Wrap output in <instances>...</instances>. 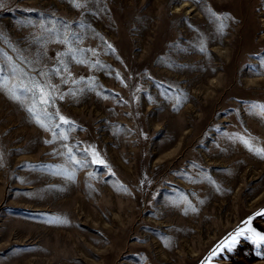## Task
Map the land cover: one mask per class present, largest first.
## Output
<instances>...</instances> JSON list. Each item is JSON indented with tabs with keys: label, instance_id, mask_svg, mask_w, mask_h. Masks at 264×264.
I'll list each match as a JSON object with an SVG mask.
<instances>
[{
	"label": "rangeland",
	"instance_id": "374dc122",
	"mask_svg": "<svg viewBox=\"0 0 264 264\" xmlns=\"http://www.w3.org/2000/svg\"><path fill=\"white\" fill-rule=\"evenodd\" d=\"M65 23L80 41L57 42ZM0 53V264H209L264 211V158L240 139L264 149V0H0ZM33 79L67 140L27 112ZM210 264H264V245Z\"/></svg>",
	"mask_w": 264,
	"mask_h": 264
},
{
	"label": "snow or ice",
	"instance_id": "6c2138e0",
	"mask_svg": "<svg viewBox=\"0 0 264 264\" xmlns=\"http://www.w3.org/2000/svg\"><path fill=\"white\" fill-rule=\"evenodd\" d=\"M78 9L87 8L88 0H70ZM98 2V0H97ZM70 26L68 24L63 25V29L56 30L55 35L58 37L57 42L63 43L65 45H72L82 39L80 35L75 32L69 30ZM111 48V45H108ZM94 52V50H88ZM82 49H73L71 47L68 48L67 53L65 55L69 56L72 60H77L78 54L83 53ZM2 55V53H0ZM80 63H84L83 60L78 61ZM99 63V61H97ZM62 67L54 69V74L60 75L62 71H67V65L61 61ZM13 71H17V69L13 68ZM3 72V69L0 68V73ZM40 77H48L49 73L40 71ZM61 80L64 83H67L66 80L61 76ZM75 83V82H74ZM6 85L3 82V77L0 76V88L5 87ZM14 87V86H13ZM11 91V89H9ZM56 87L50 83L49 79H41V80H31V87L26 88V92L31 93V99L33 101L32 106L28 107L27 112L36 120L39 127L44 128L46 131H51L54 138H60L63 140H67V136H62L60 133L56 131L60 127V125L67 126L68 129L73 127L72 121H69L67 118L59 114V111L52 115L48 112V108L52 107L55 102L54 93L56 92ZM70 95H76V92L70 91ZM61 99L63 96L60 97ZM39 106V112L36 111ZM250 107L259 108L261 118L264 119V105H251ZM53 123H49V122ZM241 142L249 148L250 151H254L264 158V149L256 148L252 144L249 143L248 139L240 138ZM51 141H46V143H50ZM64 148L67 149V159L70 164L78 165L80 167H85L86 163H81V161L77 160L73 155L72 149L65 143L63 145ZM86 155L91 157V163L103 165L105 162L100 158L99 153H97L94 148L85 149ZM3 157L0 154V161H2ZM257 216H264V211L257 212L253 217H250L248 220L243 221L244 227L238 228L235 232L231 233L229 237L221 241L212 251V255L208 257V262L213 260L214 257L220 256V253L224 251L231 252L235 247L240 243L241 239L250 240L257 249L261 248L264 245V233L257 231L254 227H252V221ZM257 255H260L258 252Z\"/></svg>",
	"mask_w": 264,
	"mask_h": 264
}]
</instances>
